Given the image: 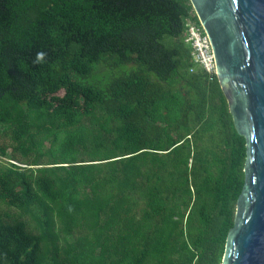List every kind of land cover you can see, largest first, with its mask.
I'll use <instances>...</instances> for the list:
<instances>
[{
	"label": "trees",
	"instance_id": "obj_1",
	"mask_svg": "<svg viewBox=\"0 0 264 264\" xmlns=\"http://www.w3.org/2000/svg\"><path fill=\"white\" fill-rule=\"evenodd\" d=\"M189 26L188 0H0V264L221 263L244 139Z\"/></svg>",
	"mask_w": 264,
	"mask_h": 264
},
{
	"label": "water",
	"instance_id": "obj_2",
	"mask_svg": "<svg viewBox=\"0 0 264 264\" xmlns=\"http://www.w3.org/2000/svg\"><path fill=\"white\" fill-rule=\"evenodd\" d=\"M244 139L243 184L220 264H264V0H188Z\"/></svg>",
	"mask_w": 264,
	"mask_h": 264
},
{
	"label": "built area",
	"instance_id": "obj_3",
	"mask_svg": "<svg viewBox=\"0 0 264 264\" xmlns=\"http://www.w3.org/2000/svg\"><path fill=\"white\" fill-rule=\"evenodd\" d=\"M202 39L204 46L201 48L198 46V42ZM185 42L191 48L192 60L194 59L193 62L197 63L199 68H202L205 72L211 73V71H213V61L206 37H204L197 28L189 26L187 28ZM201 56H205V59L202 60ZM204 62H206V64H204Z\"/></svg>",
	"mask_w": 264,
	"mask_h": 264
},
{
	"label": "rangeland",
	"instance_id": "obj_4",
	"mask_svg": "<svg viewBox=\"0 0 264 264\" xmlns=\"http://www.w3.org/2000/svg\"><path fill=\"white\" fill-rule=\"evenodd\" d=\"M204 35V34H203ZM205 37V36H204ZM198 46L199 47H203L204 46V42H203V39L200 41V42H198ZM201 59L202 60H204L205 59V56L203 57V56H201ZM194 60V59H193ZM207 62V61H206ZM206 62H204V64H206ZM194 63V62H193ZM194 67H199V65L197 64V63H194ZM211 72H213V71H211ZM1 160H3V158L1 159ZM13 163V162H12ZM18 166H19V164H17Z\"/></svg>",
	"mask_w": 264,
	"mask_h": 264
}]
</instances>
